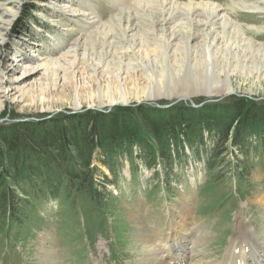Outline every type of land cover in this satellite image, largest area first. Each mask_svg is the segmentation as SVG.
Segmentation results:
<instances>
[{
    "label": "rangeland",
    "instance_id": "obj_1",
    "mask_svg": "<svg viewBox=\"0 0 264 264\" xmlns=\"http://www.w3.org/2000/svg\"><path fill=\"white\" fill-rule=\"evenodd\" d=\"M6 1L0 0L6 3L0 8V124L58 120L89 111L109 113L117 107L198 108L226 106L230 99L264 105V70L260 68L264 64L254 65L264 62V0H176L221 6V14L239 26L259 50L247 49L251 54L246 57L248 66L256 71L231 73L232 94H199L187 101L177 100L183 96L166 97V88L185 90L198 84L200 89L214 85L213 77L197 76L195 70L186 75L173 68L175 77H166L168 83L158 74L151 78L154 86L158 81L161 91L147 97L148 80L141 68L117 76H107L100 69L94 75L82 50L78 52L81 57L73 54L76 44L95 33L99 25L115 16L136 13L137 0H119L121 5L109 0ZM58 5L64 10L57 11ZM133 23L147 29L143 21ZM151 39L152 35L145 36L141 42L150 43ZM88 41L85 47L89 52L95 42ZM107 41L117 42L118 38ZM46 60L59 64L46 73L41 67ZM160 61H156L159 67ZM174 62L180 64L179 59ZM76 85L77 109L73 102ZM120 90L126 104L118 101L108 105L111 91L118 95ZM101 96L104 105L97 110ZM202 135L203 143L191 149L182 144L183 155L167 165L168 173L162 165L147 167L141 149L135 146L130 158L123 151L112 161L115 177L102 165L103 158L96 156L92 163L100 195L96 203L76 189L68 199L63 190L36 197L18 194L28 204L20 207V223L0 222V264H156L158 259L168 262L167 251L180 244L186 249L184 264H253L247 255L249 246L256 262L264 264V205L258 201L264 199V148L253 136L248 152H244L246 157L226 144L213 159L214 140L207 132ZM242 163L251 171L240 179L235 173H240ZM104 177L110 183H105ZM187 211L190 216L185 219ZM183 218L187 226L175 237L172 231ZM228 247L233 251H227Z\"/></svg>",
    "mask_w": 264,
    "mask_h": 264
},
{
    "label": "trees",
    "instance_id": "obj_2",
    "mask_svg": "<svg viewBox=\"0 0 264 264\" xmlns=\"http://www.w3.org/2000/svg\"><path fill=\"white\" fill-rule=\"evenodd\" d=\"M202 132L214 140L211 158L226 144L246 157L251 137L264 148V105L230 99L226 106L198 108L117 107L109 113L89 111L58 120L0 124V222H21L20 207L28 203L18 194L36 197L63 190L68 199L76 189L96 203L99 191L92 166L96 156L115 177L112 161L123 151L130 158L135 146L147 167L162 165L167 171V165L183 155V143L190 149L203 143ZM240 167L235 174L241 179L251 168L245 163ZM104 182L110 183L106 177Z\"/></svg>",
    "mask_w": 264,
    "mask_h": 264
},
{
    "label": "bare ground",
    "instance_id": "obj_3",
    "mask_svg": "<svg viewBox=\"0 0 264 264\" xmlns=\"http://www.w3.org/2000/svg\"><path fill=\"white\" fill-rule=\"evenodd\" d=\"M109 1L117 3L119 0ZM3 2L7 1L3 0ZM3 2L0 3V8L5 7L6 3ZM136 3L139 4V9L136 13L128 12L120 17L115 16L116 18L112 19L111 22L99 25L101 28H98L95 33H91L92 35L76 44L73 54L80 56L78 52L82 50L81 55L87 57L88 67L92 69L94 75L100 69L107 76H117L127 75L129 71L135 72L141 68L142 70L139 71H143L148 80L145 94L147 97H154L155 93L161 91V87L158 81H155L157 83L155 86L151 83L152 77L156 79L158 74L160 77L163 76L164 82L168 83V78L166 79V77L170 74L175 77L172 72L173 68L184 71L186 75L189 70H195L197 76H212L215 84H210L200 89L196 88L199 86L197 84L188 86L185 90L176 88V91H173L175 88L172 89V87L166 88V97H192L199 94L207 97H223L233 92L230 83L231 73L257 70L255 67L248 66L250 60L246 58L251 55L249 50H247L249 47L252 50L254 48V53H259V50L255 49L257 45H254L245 36V32L239 26H236L226 15L221 14V6L210 2L197 3L189 1L187 3H179L176 0H137ZM58 10L61 12L64 9L61 5H58ZM136 20L147 24V29L134 24L133 21ZM150 31L152 34H149ZM149 35L153 37V40L149 41L150 43L141 42L145 40V36L148 38ZM110 38H118V41H107ZM89 39L95 42L89 48L90 53L88 48L85 47ZM118 46H121L122 53H120ZM233 58H238V60ZM159 59L161 60V67L157 66L159 63L156 62ZM177 59L180 60L179 65V61L174 62ZM172 60L173 64L176 63L177 65H173ZM56 64H59L57 60H46L41 64V67L44 72L49 73V70ZM261 64H264V62L256 61L254 63V65ZM260 68L264 70L263 65ZM197 71H204L205 73L202 74ZM259 73V71L256 72L257 75ZM73 74L75 76L76 73ZM77 89L78 85L75 87L73 97L76 109L79 108ZM118 101L126 104L127 98L124 91L120 90L118 95L111 91L107 100L108 105L115 104ZM103 105L104 102L101 96L98 107H103ZM258 201L264 205L263 198L258 199ZM185 213L184 218L188 219V216H190L189 211ZM184 218L177 228L174 227V231H172L175 237L178 231L182 232L187 226V221ZM139 237L147 238L142 233H139ZM145 241L149 242V239ZM240 247L242 248V246ZM185 250V247L181 244L180 246L172 247L167 251L168 262L158 259L156 264H184L186 263ZM230 250L233 251V248L227 249V251ZM247 250L249 251L247 255H249L248 258L251 262L259 264L256 262L257 256L253 252L252 247L249 246ZM231 255L232 252H229L228 256L231 257Z\"/></svg>",
    "mask_w": 264,
    "mask_h": 264
},
{
    "label": "water",
    "instance_id": "obj_4",
    "mask_svg": "<svg viewBox=\"0 0 264 264\" xmlns=\"http://www.w3.org/2000/svg\"><path fill=\"white\" fill-rule=\"evenodd\" d=\"M230 94H232V92L228 93V95H230ZM177 100H178V101H180V100L187 101V100H189V97H179ZM121 105L124 106L125 104H121ZM194 107H195V106H194ZM99 108H100V107H98V108H96V109H97V110H100Z\"/></svg>",
    "mask_w": 264,
    "mask_h": 264
}]
</instances>
